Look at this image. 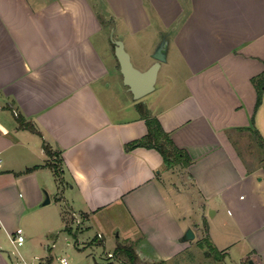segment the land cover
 I'll return each instance as SVG.
<instances>
[{
	"label": "crops",
	"instance_id": "1",
	"mask_svg": "<svg viewBox=\"0 0 264 264\" xmlns=\"http://www.w3.org/2000/svg\"><path fill=\"white\" fill-rule=\"evenodd\" d=\"M119 26L140 69L167 35L155 89L165 63L175 71L156 98H135L123 81ZM263 73L264 0H0V264H64V249L68 264H126L119 241L136 242L147 262L264 264V165L238 142L253 130L264 139L253 80ZM140 102L188 165L130 145L148 132ZM46 144L59 152V178ZM204 226L209 248L199 245ZM108 243L113 255L99 258Z\"/></svg>",
	"mask_w": 264,
	"mask_h": 264
},
{
	"label": "trees",
	"instance_id": "2",
	"mask_svg": "<svg viewBox=\"0 0 264 264\" xmlns=\"http://www.w3.org/2000/svg\"><path fill=\"white\" fill-rule=\"evenodd\" d=\"M253 80L258 88V103H260L262 100V93L264 91V73L255 76ZM138 106L142 115L147 120L148 132L143 137L131 142L130 145L134 146L141 144L149 147H156L162 153L164 162L168 167H173L177 164L183 166L188 165L192 161V158L188 152L175 144L171 134L163 128L158 117L151 115L147 107L142 102H140ZM17 118L21 126L28 127L32 130H37V126L33 122L28 121L23 114L18 113ZM253 132L259 138V146L264 151V139L259 136L257 130H253ZM45 149L50 155L59 153L57 150H54L53 152L50 146L47 144L45 145ZM49 164L54 167L57 177L59 178L60 174L57 172L55 165L52 162ZM115 254L118 257L124 259L126 264H161L160 262L143 261L136 250V242L134 241H119L115 248Z\"/></svg>",
	"mask_w": 264,
	"mask_h": 264
},
{
	"label": "rangeland",
	"instance_id": "3",
	"mask_svg": "<svg viewBox=\"0 0 264 264\" xmlns=\"http://www.w3.org/2000/svg\"><path fill=\"white\" fill-rule=\"evenodd\" d=\"M98 2H102V0H98ZM152 31H155V30L152 29L151 32H149V33L153 34ZM107 32L108 31H104V33L101 34V35H103L104 40L106 41V42H104L102 40V42H104L106 44H109L108 33ZM116 35L118 37H120L121 39H125L126 40V42H127L126 46L129 49V51H131L132 58H133V45L130 44L129 41H128V37L126 36L127 35L126 29L123 28L122 26H119V28L117 29ZM134 61H135V63H138L136 58H134ZM174 71L175 70H173V69L171 70L170 68H168L166 63H165L164 67L161 70L156 89L151 91L150 93L146 94L144 96V98L152 99V98H156L157 96H159V94H161V92L165 89V85L164 84L168 83L169 82L168 80H170V79L172 80L173 79L172 72H174ZM165 80H166V82H165ZM171 80L169 82L170 84H172ZM238 142L240 144L239 145L240 146L239 149L243 153V155H244L246 160H248L250 162L260 163V164L262 163L264 165V162H261L262 161L261 156H264L263 155L264 151L259 146V138L257 137V135L254 132H247L246 131V132L242 133L241 136L238 137ZM54 150L55 149L53 148L52 151L54 152ZM50 160H51L50 162H52L55 165V167L57 168V172L59 174H61L62 173V170H61L62 169V162H61V158H60L59 153L52 154ZM181 166H183V165H180V164L177 165V167H179V169H181ZM55 193H56L55 191L52 192V193L50 192V194L52 196V200L55 199ZM78 214L81 216L82 222H83V216L80 213H78ZM72 216H73V221L76 224V222L74 220V215H72ZM205 228L206 227L204 226L203 228H201V231H200V233H201V236H200L201 237L200 238L201 241H200L199 245H201V246H202V244L205 245L204 244L205 243L204 240H206V238H208V234L204 232ZM93 232H94V230L92 229L89 233H93ZM110 233H111V235L113 237H117V238L121 237V239H122V236L118 237V235H119L118 229L111 230ZM8 245H9L8 247H10L11 250L15 249V247H14V245L12 243L9 242ZM64 246H65V244H63V247ZM206 246H207V248H209L211 246V244H209V246L206 244L205 247ZM112 249L113 248H112V245L110 243H108V245L106 247H104L103 245H99V247H98V252L99 253L97 254V256L99 258L108 257L107 256L108 255V251H110ZM53 250L54 251L55 250H59V248H57V247L55 248L54 247ZM29 253H32V255H34L35 253H37V251L30 250ZM57 253H60L61 255H66L69 260H71V258H72V252H70L69 250H66V249L62 250V252L58 251ZM236 254H237V252L235 250V252L233 253L234 258H236ZM196 255H197V253H196ZM195 257L193 256V258H195ZM227 261H228L229 264H233V261L231 259H228ZM207 262L208 261L205 260L203 255H199L198 257H196L193 260L189 257V255H187V262L185 264H207ZM213 262L214 261H212L211 263L213 264ZM211 263H209V264H211ZM116 264H119V263L117 262ZM172 264H179V262L175 261Z\"/></svg>",
	"mask_w": 264,
	"mask_h": 264
},
{
	"label": "water",
	"instance_id": "4",
	"mask_svg": "<svg viewBox=\"0 0 264 264\" xmlns=\"http://www.w3.org/2000/svg\"><path fill=\"white\" fill-rule=\"evenodd\" d=\"M113 35V34H112ZM115 43V53L120 62L121 72L123 74V81L129 86L135 98H141L155 89L157 75L162 61L167 59V48L169 39L165 34L159 44L156 46L153 56L155 61L147 68L140 69L137 67L131 58L130 52L125 46L123 39L112 36ZM48 196L45 202H49ZM210 214L213 211L210 210ZM195 237V231L189 226L185 232V239H192Z\"/></svg>",
	"mask_w": 264,
	"mask_h": 264
},
{
	"label": "built area",
	"instance_id": "5",
	"mask_svg": "<svg viewBox=\"0 0 264 264\" xmlns=\"http://www.w3.org/2000/svg\"><path fill=\"white\" fill-rule=\"evenodd\" d=\"M15 114H18V111L15 110ZM74 220L76 222L77 225L81 224L82 222V218L78 213H74ZM103 234L101 232L98 233V236H102ZM25 240V234L23 233V231L21 230V228L18 229L16 236L13 237L12 241L14 243L15 246L22 244ZM108 255L112 256L113 253L112 252H108ZM62 261L64 262V264H68L69 260L67 256H63L62 257Z\"/></svg>",
	"mask_w": 264,
	"mask_h": 264
}]
</instances>
